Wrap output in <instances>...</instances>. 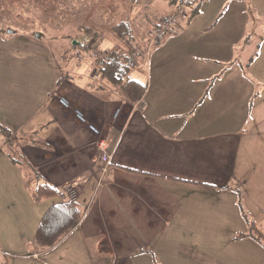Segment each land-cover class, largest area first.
<instances>
[{"label":"crops","instance_id":"crops-1","mask_svg":"<svg viewBox=\"0 0 264 264\" xmlns=\"http://www.w3.org/2000/svg\"><path fill=\"white\" fill-rule=\"evenodd\" d=\"M157 1L114 0L119 22L131 24L148 52L142 72L133 73L147 86L138 104L123 100L96 69L98 85L71 83L82 74L60 73L49 50L51 72L0 70V123L23 137L20 150L35 171L83 208L79 225L39 252L36 232L58 200L34 202L23 172L0 150V251L31 259L8 264H135L164 232L191 264H264L262 244L234 239L249 229L245 214L264 222V185L253 177L259 167L264 175V30L247 67L242 51L253 38L246 43L251 35L242 6L251 0H197L196 17L188 15L149 48L153 28L176 6L165 0L158 16ZM250 3L263 20L264 0ZM9 31L15 32L0 35L3 54H19L11 49L18 31ZM101 36L102 49L125 48ZM25 37L39 50L38 38Z\"/></svg>","mask_w":264,"mask_h":264},{"label":"rangeland","instance_id":"rangeland-1","mask_svg":"<svg viewBox=\"0 0 264 264\" xmlns=\"http://www.w3.org/2000/svg\"><path fill=\"white\" fill-rule=\"evenodd\" d=\"M251 1H249L247 5H244L245 7L242 6L248 11L249 33L253 38L251 44H249V46L245 44L246 49L242 51L243 54L241 58L243 62H245V60L249 61L256 53L264 30V19L260 20L258 14L253 10L254 8L252 7V3H250ZM207 3L209 4V1ZM166 6L165 0H158L152 8L158 11L157 15L159 16L161 12L165 11ZM113 7L116 8V6H114V0H0V35L2 37H10L11 35H7L10 27L15 28L18 31V35H14V37H17L11 42V44H13L11 49L14 48L13 50L20 51L19 54L15 55H11L9 52L3 54V48L6 47V45L0 41V70L3 68L6 69L8 65V70L18 67L23 70H40L44 72L50 70L49 72H51L53 63L52 58H54L57 65L60 67V73H63V75L68 71L71 72L73 69L79 72L78 74H82L81 77L74 76L71 83H76L81 88L98 85V83L93 81V75L95 74L93 58L84 51L81 53V56L78 57L76 55L77 50L73 49L71 39L80 37L83 34L81 28L85 26L100 31L105 37L107 36L108 45L113 42L115 44H117V42L122 44L111 31V27L122 19V15L114 12ZM212 8L218 7L212 5ZM208 10L212 11V9H204V11ZM122 14L124 17L127 15V13ZM188 15V13L180 14L179 22L184 21ZM209 17L212 18L211 16ZM219 20H221L220 16L216 17L213 23L216 24ZM138 25H141V23L138 22ZM141 27L143 26L141 25ZM38 34L41 35V37L35 39V44H37L36 46L39 50H33V46L27 42L25 39L27 37L25 36L30 35L33 38H37L36 36ZM255 48L256 50L254 52L253 50ZM48 50L50 54H52V58L50 54L47 53ZM13 57L18 59L17 62ZM239 62L240 59H238V63ZM139 64L143 65L144 61H140ZM140 67L139 65L136 71ZM139 71L142 72V67ZM248 74L251 77L250 73ZM39 76L40 78L43 77L42 75ZM135 78L140 80L143 79L142 76H135ZM34 141H37L39 144L43 140L39 137H35ZM256 143L257 142H253L252 144L254 145ZM259 168L256 170L257 172H253V177H256V175L260 177L261 180L258 185L262 186L264 185V175L262 169L260 170ZM99 173L100 172H98V174ZM101 173L99 175H101ZM99 177L101 178V176ZM101 180L103 181V178L99 181ZM252 187L253 185L251 188ZM249 217L246 216L247 219H249ZM154 237L155 236H152V240ZM174 240L175 238L170 232H164L160 238L157 237L154 240V249H151V246L144 248L145 250H142L144 252H141L144 254L140 253L134 257V263L163 264V259L165 258L169 264H191L189 255L184 256V254H180L175 249ZM170 242H172V244ZM156 250L159 256L157 253L155 254ZM160 257L163 259L161 260ZM12 258L18 261L31 260L25 259L22 256H18L16 259L15 257ZM12 258H8L10 263L13 261ZM46 259L48 258L42 257V260L47 261ZM1 261L3 260L0 258V262Z\"/></svg>","mask_w":264,"mask_h":264},{"label":"trees","instance_id":"trees-1","mask_svg":"<svg viewBox=\"0 0 264 264\" xmlns=\"http://www.w3.org/2000/svg\"><path fill=\"white\" fill-rule=\"evenodd\" d=\"M170 3L171 5H176L175 11L179 7L180 14L188 13L190 15L189 20L194 19L199 13L200 2L198 3L197 0H170ZM157 27L158 25L153 28V32ZM81 30L83 34L76 40L78 45L73 44V49L77 50L76 55L80 57L83 51L86 54H90L102 81L115 87L126 102L130 104L140 103L144 99L147 86L135 79L133 73L139 67L144 53L148 52L136 40L131 24L123 21L111 27V31L121 41L120 43L122 44L120 45H124L126 49H102L101 34L90 27L84 26ZM173 30L174 28L170 29L167 36ZM163 38L157 39L152 45L149 42V48L156 46ZM250 38L251 36L247 38L246 43H249ZM83 39L94 41L95 46L91 50L81 47L80 43ZM73 41L74 39L72 38V43ZM256 56L257 53L249 59L247 67L251 65ZM102 62H104V66H101ZM22 141L23 137L20 134L0 123V150H4L7 157L23 172L24 185L31 194L33 201L40 203L45 200H58L53 202L43 215L36 232L35 242L38 251L44 252L60 243L79 225L83 218V209L63 189L55 187L44 179L39 172L35 171L20 150ZM203 187L213 191L216 190L215 187L205 185ZM243 214H245L244 211ZM245 219L249 225L247 233L241 232L234 239L249 238L264 246V222L249 221L246 218V214ZM0 258L3 260L0 264H8V257L2 254Z\"/></svg>","mask_w":264,"mask_h":264},{"label":"built area","instance_id":"built-area-1","mask_svg":"<svg viewBox=\"0 0 264 264\" xmlns=\"http://www.w3.org/2000/svg\"><path fill=\"white\" fill-rule=\"evenodd\" d=\"M179 10H180L179 7L178 9L176 8V11L174 10L173 13L167 15L163 19V21L158 25V27L155 28L150 41L151 45L154 44L157 39L167 36L169 30L179 24V15L181 12V11L179 12ZM80 45L85 49L91 50L95 46V42L92 40L83 39ZM101 66H104V62L101 63ZM61 103L67 105L64 99L61 100ZM92 129L94 130L93 127ZM104 160H106V157L104 158ZM0 255H2L1 251H0Z\"/></svg>","mask_w":264,"mask_h":264},{"label":"water","instance_id":"water-1","mask_svg":"<svg viewBox=\"0 0 264 264\" xmlns=\"http://www.w3.org/2000/svg\"><path fill=\"white\" fill-rule=\"evenodd\" d=\"M12 32H13V31H12ZM12 32H11V31H8V33H12ZM36 37H37V38H40L41 35L38 34Z\"/></svg>","mask_w":264,"mask_h":264}]
</instances>
